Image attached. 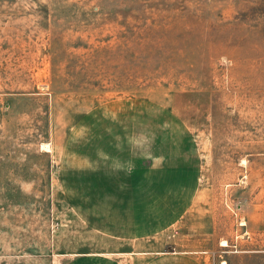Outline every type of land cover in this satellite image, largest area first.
<instances>
[{
    "label": "rangeland",
    "instance_id": "1",
    "mask_svg": "<svg viewBox=\"0 0 264 264\" xmlns=\"http://www.w3.org/2000/svg\"><path fill=\"white\" fill-rule=\"evenodd\" d=\"M132 207L140 249L264 264V0H0V264L119 249Z\"/></svg>",
    "mask_w": 264,
    "mask_h": 264
},
{
    "label": "crops",
    "instance_id": "2",
    "mask_svg": "<svg viewBox=\"0 0 264 264\" xmlns=\"http://www.w3.org/2000/svg\"><path fill=\"white\" fill-rule=\"evenodd\" d=\"M83 163V165H82ZM71 160H58L54 169H56V180L60 187V196L67 200H76L77 193L69 191V188L65 189L63 185L70 183H82L88 184L92 182V168L90 165H86L84 162H77ZM73 214L83 223L85 228L89 232L98 234L101 237L107 239L108 231L104 230V226H107V215L108 213L102 209L99 212L93 208H77L75 204L73 207H69ZM102 210V211H101ZM127 219L123 220L126 225L122 228V237L119 238L121 242L118 244L119 249L108 250L107 245H98V247L106 248L104 250H83V251H69L59 253L56 256L59 258L60 264H76L84 262L87 264L96 263L97 261H109L111 264H139L140 257H146L148 261L156 262L161 260H176L180 264H206L205 259L201 256L191 257L188 253L191 252H174V253H162L157 251L151 246H144L145 248L140 249V240L152 237V231L150 228H141V219L143 216L140 213V209L137 207H132L131 209H126L124 213L121 211ZM99 216V223L94 224V216ZM122 215V216H123ZM151 233V235H150ZM71 244H69V247ZM74 246V245H72ZM71 246V247H72ZM86 246V245H85ZM226 247V244L223 247ZM198 248V247H197ZM201 253V252H199ZM175 254V255H169ZM181 254V255H177ZM158 259V260H155ZM62 261V262H61Z\"/></svg>",
    "mask_w": 264,
    "mask_h": 264
},
{
    "label": "bare ground",
    "instance_id": "3",
    "mask_svg": "<svg viewBox=\"0 0 264 264\" xmlns=\"http://www.w3.org/2000/svg\"><path fill=\"white\" fill-rule=\"evenodd\" d=\"M42 150H43L45 153H49V152H50V150H49L48 147H42Z\"/></svg>",
    "mask_w": 264,
    "mask_h": 264
}]
</instances>
